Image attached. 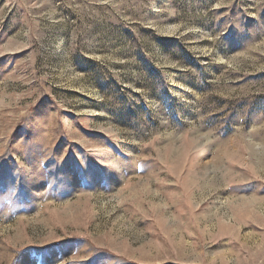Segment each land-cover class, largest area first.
Masks as SVG:
<instances>
[{
    "label": "rangeland",
    "instance_id": "rangeland-1",
    "mask_svg": "<svg viewBox=\"0 0 264 264\" xmlns=\"http://www.w3.org/2000/svg\"><path fill=\"white\" fill-rule=\"evenodd\" d=\"M0 264H264V0H0Z\"/></svg>",
    "mask_w": 264,
    "mask_h": 264
}]
</instances>
